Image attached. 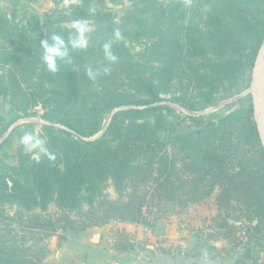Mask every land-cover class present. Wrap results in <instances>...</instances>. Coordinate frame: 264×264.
<instances>
[{"label": "trees", "instance_id": "obj_1", "mask_svg": "<svg viewBox=\"0 0 264 264\" xmlns=\"http://www.w3.org/2000/svg\"><path fill=\"white\" fill-rule=\"evenodd\" d=\"M108 2L117 0H77L25 21L0 8V97L18 114L48 110L41 139L55 157L18 149L16 165L0 164V264H42L46 241L66 239L62 231L108 220L152 227L216 190L220 212L238 209L240 221L264 228V150L251 108L203 123L186 114L194 125L175 132L167 121L174 110L161 97L185 82L210 105L252 69L264 0H132L120 24ZM83 20L94 31L76 49L77 30L66 23ZM54 35L69 53L55 73L40 46ZM140 39L148 43L134 54L127 42ZM109 183L116 199L105 194ZM222 213L227 228L230 212ZM120 242L117 250L130 248Z\"/></svg>", "mask_w": 264, "mask_h": 264}, {"label": "rangeland", "instance_id": "obj_2", "mask_svg": "<svg viewBox=\"0 0 264 264\" xmlns=\"http://www.w3.org/2000/svg\"><path fill=\"white\" fill-rule=\"evenodd\" d=\"M76 1L8 0L1 2L0 0V8L7 12L10 18L25 21L24 18L31 14L43 17L54 9L67 8ZM107 5L115 15L117 24H120L123 22L125 12L131 7L132 0H117L115 3L108 2ZM75 22H83L90 27L91 31L86 34L89 39L94 31L93 23L90 20H83L69 22L66 25L73 27ZM133 41H128L127 45L134 54L142 53L148 43L146 39ZM251 77L252 69L237 80L227 83L219 98L210 105H204L203 102L202 104L196 92L186 88L185 82L176 84L170 94H161V97L165 99L163 104L174 110V114L167 117V121L173 125V131H182L187 125H194L186 119V114L201 115L200 120L203 123L208 119L226 116L239 106L251 108L252 111V97L248 93ZM11 103L10 98L0 97V143L6 141L0 147V164L16 165L17 150L21 149L25 152L19 143L20 137L25 133L34 132L37 138L41 139L48 134L44 123H50L44 120L48 110H42L40 106H36L29 107L26 113L18 114L11 108ZM20 115L23 117L27 115V118H19ZM105 122L106 120H103V125ZM105 194L111 199L118 197L111 183L105 188ZM216 194L218 190L200 203L190 205L181 213H169L164 218L158 219L152 227L141 224H131L132 226L127 227L124 225L125 222L119 220H108L101 226H104L102 228L105 233L113 239L114 246L117 241H122L120 243L130 247L127 251L118 250L121 253L134 254L159 249L163 254L174 256L175 264H264V228L258 231L255 228L256 222L240 221L237 218L238 209L220 212L216 204ZM15 210V207H6V212L11 215L15 213ZM50 211L53 214L54 206H51ZM229 212V226L223 228L220 225L222 221L220 214L226 216ZM86 230L61 233L63 235L64 233L82 234ZM225 234L226 237H224Z\"/></svg>", "mask_w": 264, "mask_h": 264}, {"label": "crops", "instance_id": "obj_3", "mask_svg": "<svg viewBox=\"0 0 264 264\" xmlns=\"http://www.w3.org/2000/svg\"><path fill=\"white\" fill-rule=\"evenodd\" d=\"M102 227L93 226L82 234L64 233L66 239L62 241L57 235L51 236L47 240L49 254L42 264H175L174 256L163 254L159 249L134 254L119 252Z\"/></svg>", "mask_w": 264, "mask_h": 264}, {"label": "clouds", "instance_id": "obj_4", "mask_svg": "<svg viewBox=\"0 0 264 264\" xmlns=\"http://www.w3.org/2000/svg\"><path fill=\"white\" fill-rule=\"evenodd\" d=\"M73 27L78 32V37L76 39L70 40L73 48L85 49L88 47V39L86 34L91 31L90 27L83 22H75ZM117 37H119V32H117ZM53 44L50 45L47 40H42L40 46L43 49V61L47 66L48 71L55 73L57 71L58 60H63L68 56V48L65 40L59 36L54 35L52 37ZM111 45H104L105 53L107 57L115 61L116 57L112 55L109 51ZM91 70H89V75L91 76ZM19 143L23 146L26 153H39L48 155L51 159H54V155L49 152L46 147V142L43 139L37 138L34 132L25 133L20 137Z\"/></svg>", "mask_w": 264, "mask_h": 264}, {"label": "water", "instance_id": "obj_5", "mask_svg": "<svg viewBox=\"0 0 264 264\" xmlns=\"http://www.w3.org/2000/svg\"><path fill=\"white\" fill-rule=\"evenodd\" d=\"M251 78L248 93L252 97L253 120L264 150V38L256 54Z\"/></svg>", "mask_w": 264, "mask_h": 264}]
</instances>
